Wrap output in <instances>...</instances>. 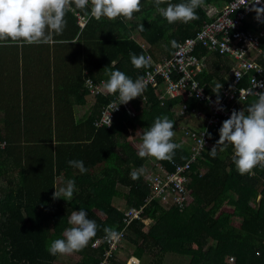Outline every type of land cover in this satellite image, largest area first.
Returning <instances> with one entry per match:
<instances>
[{
  "label": "trees",
  "instance_id": "16d2710c",
  "mask_svg": "<svg viewBox=\"0 0 264 264\" xmlns=\"http://www.w3.org/2000/svg\"><path fill=\"white\" fill-rule=\"evenodd\" d=\"M232 1L203 4L222 8ZM141 3L131 20H97L90 18V7L73 5L63 33L53 34L51 41L0 42V264H55L60 255H50L47 248L63 238L71 226L69 216L80 209L99 227L88 246L74 253L80 256L75 264H100L102 244L92 248L91 243L106 234L105 227L120 231L129 207H141V212L126 228L124 242L134 257L149 258L147 264L180 255L186 257L185 264H264V167L255 168L254 175L239 174L230 144L217 145L212 158L209 151L221 127L209 130L210 146L186 171L183 201L164 204L153 198L144 205L150 194L146 176L158 171L155 164L171 174L189 159L190 150L180 144L178 134L174 142L181 147L171 160L138 155L142 133L155 118L168 116L178 131L181 118L172 110L181 98L159 101L154 89L147 88L141 97L118 107L109 127L94 126L106 106L119 104V99L117 94L90 98L87 79L99 85L115 70L133 79L142 77L153 64L169 59L176 43L191 36L205 19L198 8V19L169 24L153 0ZM78 16L85 20L82 28ZM130 51L150 55V65L135 68ZM260 51L259 64L264 67V39ZM208 64L210 71L201 81L210 84L217 78L224 83L230 62L214 55ZM256 100L249 98L242 108ZM184 101L189 107L196 104ZM86 104L90 111L77 118L75 107ZM69 160H82L87 172L69 166ZM138 169L143 171L132 179L130 173ZM68 180L75 181L72 199L54 198V187L60 188L58 182L64 187ZM117 199L123 201L121 208L113 203ZM147 218L152 224H145ZM115 259L109 257L104 264H120Z\"/></svg>",
  "mask_w": 264,
  "mask_h": 264
},
{
  "label": "built area",
  "instance_id": "2783aa9c",
  "mask_svg": "<svg viewBox=\"0 0 264 264\" xmlns=\"http://www.w3.org/2000/svg\"><path fill=\"white\" fill-rule=\"evenodd\" d=\"M251 2L252 0H233L222 8L203 4L199 10L203 12L205 19L200 27L193 30L191 36L176 43L169 59L155 63L151 69L144 71L142 78L146 84L145 89L153 88L159 101L182 98L196 102L194 106L189 107L186 101L182 100L172 110L176 118H181L184 146L190 150L188 161L171 174L166 173L162 166L155 164L158 171H151L146 176L150 194L144 205H148L153 198L163 200L164 204L181 203L185 197L183 196L187 180L185 173L195 160L201 159L203 148L210 146L209 130L219 129L233 110H244L242 105L246 104L249 98L258 99L257 93H264V67L259 64L261 40L264 39V15L260 20L255 19L256 13L251 11L253 7ZM256 6L264 7V0ZM78 18V24L82 28L85 20L79 16ZM141 49L147 51L148 47L142 46ZM214 55L229 61L230 71L224 83L214 78L207 84L202 82L201 78L203 74L209 73L208 63L210 57ZM146 57L151 58L148 54ZM105 83L94 85L92 82L91 86L87 83L86 86L92 97L98 94L110 95ZM217 85L222 87L219 89ZM144 96L146 95L142 96V100ZM113 104L116 103H109L102 111L99 120L94 123L96 128L110 126L113 113L117 111H112L110 106ZM221 108L223 110H219ZM129 111L131 112V109ZM202 139L204 145L201 143ZM140 212L141 207H129L123 212V227L117 232L119 234L117 239L104 234L93 240L92 248L103 245V259L100 264L114 256L126 227L133 218L140 217Z\"/></svg>",
  "mask_w": 264,
  "mask_h": 264
},
{
  "label": "clouds",
  "instance_id": "9594fccd",
  "mask_svg": "<svg viewBox=\"0 0 264 264\" xmlns=\"http://www.w3.org/2000/svg\"><path fill=\"white\" fill-rule=\"evenodd\" d=\"M153 2L156 11L169 24H173L176 22L189 23L198 19L196 10L203 5L204 0H183L177 4L171 3L170 0H153ZM260 2L261 0L251 2L253 4L251 11L256 13L255 19L257 20L264 15V7L256 6ZM164 4L167 6L161 7ZM73 5L81 10L89 9L91 5L90 18L97 20L101 18L116 20L120 17L131 20L135 13L141 11L142 7L141 0H0V42L30 45L51 41L53 34L63 33L67 23L65 17ZM139 28L143 31V24L139 25ZM129 56L132 65L137 69L148 67L151 63L150 57L137 55L135 52L130 51ZM86 83L91 86V79H87ZM145 87L146 84L142 77L133 79L120 70L110 72L105 88L109 94L118 93L119 99V104L110 106L112 111L117 110L122 104L141 97ZM217 87L220 89L222 85H217ZM257 94L256 101L244 110H233L230 117L222 122L219 129V140L209 151V155L215 158L217 145L230 144L234 149L233 163L241 175L252 174L258 166L264 167V93ZM175 136L174 122L168 116L155 118L152 125L142 133V142L138 150L139 157L150 156L161 161L171 160L175 151L181 147L180 144L174 142ZM201 143L204 145L203 139ZM68 164L79 169L81 173L87 172L82 160H69ZM142 171L143 169L132 171L131 178L137 179ZM54 188V198L70 201L75 191V181L68 180L64 187ZM144 221L147 225L150 222L149 219ZM68 223L71 226L65 229L63 238L53 240L48 246L47 251L50 255H70L82 251L95 237L99 227L94 220L88 218L84 209L73 211ZM104 231L112 239H117L119 236L112 228L105 227ZM125 234L126 229L115 254L121 248ZM132 257L133 255L127 258L129 262L133 259Z\"/></svg>",
  "mask_w": 264,
  "mask_h": 264
},
{
  "label": "rangeland",
  "instance_id": "374dc122",
  "mask_svg": "<svg viewBox=\"0 0 264 264\" xmlns=\"http://www.w3.org/2000/svg\"><path fill=\"white\" fill-rule=\"evenodd\" d=\"M103 90H104V88H103ZM89 94H90L89 97L93 98L92 95H91V92H89ZM76 114H77V116L81 115L82 114V110L79 109V108H76ZM113 203L119 208H121L122 205H123V201L121 199L113 200ZM169 204H171V203H169ZM164 207H167V205H164ZM147 219H150V218H147ZM145 224H146V222H145ZM150 224H152V222H148V225H150ZM184 247L187 248L188 246L184 245ZM120 249L123 252H121V256L117 257L116 260L119 261L121 264H132L131 262H129V260L127 258H125V260L123 259L124 257H126L127 253L132 251V249L129 246H126L124 241H123L122 247ZM79 260H80V256L76 255L74 253L70 254V255H60L59 256V260L58 261L56 260L55 264H75ZM148 261H149V258L145 257L144 259H140L139 264H141V262H145L147 264ZM185 262H187L186 257L180 255L179 257L165 258L164 261L162 263H160V264H185ZM135 263H137V262H135ZM231 264H233V262H231Z\"/></svg>",
  "mask_w": 264,
  "mask_h": 264
},
{
  "label": "crops",
  "instance_id": "0c3cea01",
  "mask_svg": "<svg viewBox=\"0 0 264 264\" xmlns=\"http://www.w3.org/2000/svg\"><path fill=\"white\" fill-rule=\"evenodd\" d=\"M19 75H22L21 73H19ZM182 101V98H181V100H180V102ZM179 102V103H180ZM76 108H79V109H81L82 110V114L81 115H79V116H77V114H76V116H77V118H79V119H82L83 118V116L85 115V114H87L89 111H90V104H86L85 106H76L75 107V112H76ZM177 126H178V131H176V134H178V136H182V140L180 141V144H183L184 145V143H185V140H184V138H183V132H182V128H181V125H180V122L178 121L177 122ZM186 145V144H185ZM184 147H186V146H184ZM187 148V147H186ZM188 149V148H187ZM60 182H58V186L59 187H62V185L61 184H59ZM150 222H153L152 220H150ZM126 246H127V244H126ZM122 247V246H121ZM121 252H123L121 249H119L118 251H117V253L115 254V258L117 259V257H119V256H121ZM120 254V255H119ZM131 255H132V251L131 252H129V253H127L126 254V257H124L123 259L125 260V258H128V257H131ZM124 256V255H123ZM134 260H135V262H139L140 261V259H138V258H135L134 256L132 257ZM116 259H115V261H116ZM119 262V261H118ZM124 262V261H123ZM149 262V261H148ZM120 263V262H119ZM121 264V263H120Z\"/></svg>",
  "mask_w": 264,
  "mask_h": 264
}]
</instances>
